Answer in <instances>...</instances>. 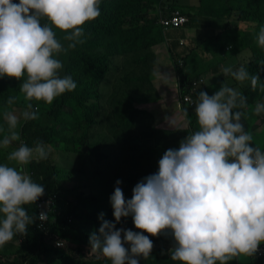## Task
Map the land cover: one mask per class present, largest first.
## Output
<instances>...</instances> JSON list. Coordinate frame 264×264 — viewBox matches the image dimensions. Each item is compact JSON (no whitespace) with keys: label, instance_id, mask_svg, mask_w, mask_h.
<instances>
[{"label":"clouds","instance_id":"clouds-1","mask_svg":"<svg viewBox=\"0 0 264 264\" xmlns=\"http://www.w3.org/2000/svg\"><path fill=\"white\" fill-rule=\"evenodd\" d=\"M100 4L101 0H0V77L22 81L19 88L26 102L19 116L4 112L7 134L0 148L21 141V120L40 118L33 101L50 105L76 89L71 75H61L64 66L58 57L85 42L83 25L100 16ZM54 28L65 33L66 47ZM255 39L264 50V26ZM260 66L264 71V60ZM220 72L238 82L250 80L253 90L259 86L264 92L260 76L250 75L244 66L221 67ZM17 99L10 96L7 104ZM247 107V97L224 82L212 95L200 91L194 107L198 130L183 138L178 148L164 152L158 171L134 186L131 199L125 197L122 181H116L110 196L115 222L99 215L102 223L98 233L90 234L89 252L99 250L111 264H140L154 247L145 232L159 236L170 230L171 259L182 264H228L242 255L256 256L264 243V151L252 146L253 135L245 131L242 118H247ZM254 112H264V104L257 103ZM169 124L175 127V120ZM51 151L43 141L34 147L21 141L8 153L9 163H0V248L16 236H26L36 220V228L38 219L47 221L45 212L30 216L24 207L45 194L26 166L47 160ZM129 216L142 231L116 227ZM18 241L22 244L24 238Z\"/></svg>","mask_w":264,"mask_h":264},{"label":"trees","instance_id":"trees-1","mask_svg":"<svg viewBox=\"0 0 264 264\" xmlns=\"http://www.w3.org/2000/svg\"><path fill=\"white\" fill-rule=\"evenodd\" d=\"M171 1L101 0L100 16L83 25L85 42L58 57L64 66L61 75H71L77 83L76 89L57 97L50 105L33 101L34 108L39 109L40 118L27 122L21 120L17 131L21 135V141L27 146L34 147L37 141H43L54 148L60 157L76 155L79 164L75 168H63L53 159L52 153L47 160H33L28 164L33 181L45 188V194L39 200L46 198L54 203L47 219L49 233L38 230L35 221L29 225L28 234L22 236V246L13 254L7 251L9 256L0 258L4 259V262L0 261L2 264H110L109 259L101 258L103 254L99 250L89 252L90 234L94 231L98 233L102 223L99 215L103 213L105 220L115 222L112 205L96 193L93 185L102 174L103 177L111 174V166L106 163L110 155L104 148L107 143L99 140L105 139L111 143L112 135H115L121 139L124 150L141 151L143 148L144 152L151 151L153 132L149 130V125L155 115L150 110L140 113L143 109L138 107L146 104L145 107L154 108L158 106L156 102L161 96L149 101L142 94H129L128 88L133 83L154 88L156 86L153 83L162 73L166 78L169 76L167 69L170 68L160 66L156 48L165 42L166 37L165 30L158 21V11L161 8L166 17H172L178 8V2ZM184 14L189 19L187 24L192 21V17L199 19L200 16H191L187 11ZM201 18L199 28L207 32L198 41V46L202 49L201 59L204 54H209L207 49L211 47L218 52L219 57H225L222 64H226L233 56H240L242 60L237 63L244 66L250 75L258 74L260 83H264V71L260 70L264 50L258 47L255 39L260 27L264 26V0H215L213 5H209L206 16ZM44 22L46 21H42ZM216 28L220 32H215ZM210 29L212 31L209 33ZM249 30H252L251 36L245 39L244 32ZM54 31L56 38L66 47L68 41L63 39L65 33L58 28H54ZM181 45L180 41H173L168 48L170 59L174 60L171 73L179 92L178 105L183 108L187 121L184 127L176 130L178 132L171 134V137L178 139L179 132L186 128L190 134L198 130L195 102L190 105L185 102V96L190 95L192 98L193 90L204 83L198 71L192 70V56L187 55V51L182 53L183 58L181 53H176L179 46L184 47ZM240 66H233V70ZM230 79L231 76L223 75L224 83L227 84ZM21 83L14 77H0V139L7 134L4 112L14 111L20 115L26 108L19 88ZM239 83L233 88L247 97V113L257 103L264 104V92L259 86L253 90L250 80ZM10 96L18 97L11 106L7 104ZM252 116L249 115L242 121L244 128L248 123L264 122V112ZM96 128L97 133H93ZM146 128L151 135L143 139V129ZM159 137L157 140L161 147L168 145V139H174L167 135L160 141ZM21 141L14 142L12 146L19 147ZM260 142L254 145L264 150V143L259 144ZM9 152L0 148V163H9ZM124 173L128 176L126 183L130 186H135L148 175H132L127 170ZM107 191L104 190L102 194L106 196ZM24 207L30 216H37L38 201ZM116 227L142 231L135 228L131 216L122 218ZM145 235H149L153 243L160 237L172 236L170 230L159 236H151L146 232ZM22 237L16 236L13 240ZM58 241H64V247L57 246ZM238 258L241 260L237 264H264V257H259L258 254ZM140 264L182 262L173 261L164 249L154 246L151 255L146 259L141 258Z\"/></svg>","mask_w":264,"mask_h":264},{"label":"rangeland","instance_id":"rangeland-1","mask_svg":"<svg viewBox=\"0 0 264 264\" xmlns=\"http://www.w3.org/2000/svg\"><path fill=\"white\" fill-rule=\"evenodd\" d=\"M202 2H203V5L201 6V0H178V4H176V5H178L179 8H181L185 12L187 11V13L191 16H197V15H200V16H199V19L192 17V21L190 23L186 24L185 26L173 28L168 32L166 30L167 35L171 36L174 34L176 36V39L185 38V40H187V42H188L191 39V37H189V36L186 37L185 34L187 33V30L190 31L193 29V27L199 28L201 21H202L201 16H206L209 5H213L215 3V0H202ZM242 28H244V27H242ZM251 31L252 30L244 32L243 36L245 37V39H248L251 36V33H250ZM240 33H242V32H240ZM181 35H182V37H180ZM180 42L182 45H184L185 41L180 40ZM168 48L169 47H167L166 42H163V44H161L160 47L157 46L156 51H159V50L162 51L161 55L159 57H157V59L160 60V63H161L160 66L161 67L162 66L169 67L170 69H167V71L170 72L172 70L173 64H172V60L169 59L170 58V52H169ZM185 48L186 47H181L178 52L182 54L183 51L181 49H185ZM204 59H206V58H204ZM164 60H166V63L164 62ZM173 63H174V60H173ZM155 83L157 85H159L160 80L157 79L155 81ZM169 84H170L169 87H172V88L175 87V83H169ZM142 107H145V106L143 105V106H140L138 108L141 109ZM254 108L255 107L253 106V108L248 109L247 116H249V115H253L252 117L255 116ZM157 109H158V106H154L153 109H151L150 111L148 110L150 113L155 115V120L154 121L152 120L151 124L149 125V130L153 132V139L151 141V151L150 152H144L143 148L141 149V151L124 150V149H122V146H121V139L116 138L115 135H112L113 139L111 138V143L105 139L99 140V141H105L107 143L104 148L106 149V151L110 155V157L108 158L106 163L111 166V172H110L111 174H105L104 177L102 174V177H100L99 180L96 179L93 182V185H94V188L96 190V193H98L102 197V199L107 201L109 204H111L110 203V196L114 192L117 180L122 181L120 187L122 188L124 195H128L126 198L127 199L132 198V195H133L132 190H133L134 186H132V185L130 186L126 183L128 176L124 173V170H127L129 172V174L147 173L148 175H151V174L156 173L158 171V167H159L158 161L162 157L164 152L169 148H178L180 141L183 138H185L188 134H190L186 128L185 131L179 132L180 133L179 139L178 138H174L171 140L168 139V141H167L168 145H166L165 147H161V145L158 143V140H157V138L160 135L157 132V130H158L157 126L164 119L158 118V116H157L158 110ZM246 119L244 118L242 121H244ZM185 123L186 122H183L178 127V129H176V130H179L182 127H184ZM97 131L98 130L96 128L92 132L97 133ZM245 131L252 133V135H253V141L251 142L252 144H254V143L257 144L259 141H261L259 144L264 143V122H261V124H259L256 121L253 123H248L247 126L245 127ZM92 132H91V134H92ZM136 132H139V131L136 130ZM162 150H164V151H162ZM138 152H140V153H138ZM132 153H136V154L132 155ZM55 161H56V163H58L59 166H62L63 168L66 167L67 169L75 168L79 164V160L77 159V156L73 155V154L67 155L65 157L59 156V158H57ZM26 171L30 175V171H29L28 166H26ZM148 175H146V176H148ZM104 188H106L108 191ZM104 190L107 191V193H108L106 196H104L102 194V192ZM261 244H264V243H261ZM6 245H8L9 250L15 251L17 249V244L14 241H11ZM154 246L155 247L158 246V247H161L162 249H164L166 254L168 255V257H170L171 254H170L169 250L174 246V238H173V236L160 237L159 239H157L155 241ZM240 260L241 259L236 258V259L229 261L228 264H233V263L237 264ZM0 264H2V263L0 262Z\"/></svg>","mask_w":264,"mask_h":264},{"label":"crops","instance_id":"crops-1","mask_svg":"<svg viewBox=\"0 0 264 264\" xmlns=\"http://www.w3.org/2000/svg\"><path fill=\"white\" fill-rule=\"evenodd\" d=\"M171 2H178V0H172ZM176 9H179L182 11V13H184V11L181 8L178 7ZM158 15H159V19L161 17H166L163 11L161 10V8L158 11ZM215 26L217 27V25ZM170 30L171 29L167 30V32ZM211 31L212 30L210 29L209 33ZM167 32L165 31L166 33L165 42L167 44V47L170 48V45H172L173 41H180V40L185 41L184 45H181V46H184L186 48L181 49V50L183 51V53H185L184 51H187L186 54L192 56V58L190 59V64L193 67L192 70L198 71L197 73L200 76H202L201 78L204 79V83L200 84L196 89H194L193 94L191 93L192 99L195 102V104L198 101L200 91H206L209 95H212L216 91H218L219 88L222 86V83L224 81H223V74L220 72L221 67H232L233 69V66H240V64L237 63V61L242 60V57L240 56H237V57L233 56L230 58V60L226 64H222L225 57H219L218 52H216L213 47L209 49L206 48L210 55L204 54L201 59L200 54H202V51H201L202 49L199 48L198 41L202 35L205 36L207 33L206 30L202 28L193 27L192 30L190 31L187 30V33L185 34L186 37L188 36L191 37V39L188 42L187 40H185V38L176 39V36L174 34L171 36H168ZM215 32H220V29L216 28ZM180 37H182V35ZM173 46L175 47L176 44ZM180 48L181 47L179 46V48L176 49V53H179L178 51L180 50ZM161 52L162 51L160 50L156 51V53L158 54V57L161 55ZM180 55L182 56L181 58H183L184 55L183 54H180ZM164 62L166 63V60H164ZM172 64H173V60H172ZM158 80H160V83L159 85H157L156 83H153L156 86L154 88H151L149 85L144 86L142 83H133L131 84V88L129 87L128 90H129V94H133V95L142 94L144 97L147 96L149 98V101L155 100L159 95L161 96V98L156 102L158 105V109L160 110L158 111L157 116L159 119L161 118L164 119L157 126L158 128L157 132L160 134L159 140L161 141V140H164L167 137V135H169L170 138H174V137H171V134H173L174 132H178L176 131V129H178V127L183 122L187 123V121H186L185 115L183 114V108H180L178 105L179 92L178 90H176V86L174 88L169 87L170 86L169 83H175V78L173 77V74L171 73V71L169 72V76L167 78L164 75V73H162L158 77ZM227 85L230 87H235V86L240 85V83L236 81L233 77H231ZM144 106H146V104ZM152 108H153L152 106L142 107L141 109L143 110L140 111V113H146L148 112V110H151ZM154 120H155V117L153 118V121ZM169 120H175V127L169 124ZM142 135L144 139L145 137H150L151 132L148 130V128H146V129H143ZM252 146L260 147V146H255L254 144H252ZM14 148L16 147L11 146L9 149H3V148L1 149L11 151ZM51 149H52L51 151L52 157L54 160H56L57 158H59V155L54 148H51ZM261 150L264 151L262 148ZM56 207L62 210L61 206L57 205ZM37 215H38V211H37ZM12 241H14L17 244V248L19 246H22V244H20L18 240H12ZM8 248H9L8 245H5L3 248H0V258L4 256H9L6 254L7 251H11L13 254L17 250L16 249L15 251H12V250H9ZM101 258H104V256L102 255ZM0 261L4 262V259H0ZM110 264H111V261H110Z\"/></svg>","mask_w":264,"mask_h":264},{"label":"built area","instance_id":"built-area-1","mask_svg":"<svg viewBox=\"0 0 264 264\" xmlns=\"http://www.w3.org/2000/svg\"><path fill=\"white\" fill-rule=\"evenodd\" d=\"M188 21H189L188 17L184 13H182V11L179 9H176L172 17H161L160 18V24L164 30L173 29V28L180 27V26H185ZM201 82H203V80H201ZM196 85L197 83L195 82L194 86ZM185 102L189 103L190 105H194V101L192 100L190 95L185 96ZM53 204L54 203L50 202L46 198L38 200L39 211L45 212L47 214V219H48L49 212L51 211L53 207ZM38 216H39V213H38ZM37 227H38V230L43 231L46 234L49 233V226L47 225V221L42 222L38 219ZM64 243H65L64 241H58L56 245L59 247H64L65 245ZM257 254L259 255V257L261 256L264 257V245L259 246V251Z\"/></svg>","mask_w":264,"mask_h":264}]
</instances>
